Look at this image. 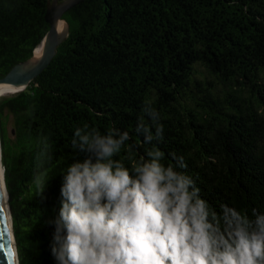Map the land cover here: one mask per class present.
<instances>
[{"label":"trees","instance_id":"obj_1","mask_svg":"<svg viewBox=\"0 0 264 264\" xmlns=\"http://www.w3.org/2000/svg\"><path fill=\"white\" fill-rule=\"evenodd\" d=\"M52 1L0 0V80L42 42ZM62 20L68 35L48 65L0 98V155L21 264H57L50 221L60 174L84 158L71 147L75 129L128 131L142 154L150 145L134 129L145 103L160 113L165 162L183 157L217 211L228 204L250 217L264 212V0H84ZM8 118L13 145L3 136Z\"/></svg>","mask_w":264,"mask_h":264},{"label":"clouds","instance_id":"obj_2","mask_svg":"<svg viewBox=\"0 0 264 264\" xmlns=\"http://www.w3.org/2000/svg\"><path fill=\"white\" fill-rule=\"evenodd\" d=\"M142 111L134 129L150 145L142 154L128 131L75 129L71 147L84 158L60 174L50 221L57 264H264V212L250 217L228 204L217 211L184 171L183 157L165 162L160 113L150 103ZM122 151L125 159L116 158ZM4 173L0 162V188ZM7 264H21L15 246Z\"/></svg>","mask_w":264,"mask_h":264},{"label":"water","instance_id":"obj_3","mask_svg":"<svg viewBox=\"0 0 264 264\" xmlns=\"http://www.w3.org/2000/svg\"><path fill=\"white\" fill-rule=\"evenodd\" d=\"M83 1L84 0H64L58 2L57 0H53L51 3H48L44 18L45 22L49 26V30L40 43V45H44L43 57L37 63L31 64L34 56L33 52V55L29 59L16 64L6 75V77L0 80V84H7L9 82H12L20 87L19 90H22L29 84L30 81L38 76L41 71L48 65L51 59L55 56L56 49L68 35V25L65 21L62 20L63 14ZM61 22H64L66 25V30L63 35H59L57 33V25ZM3 206L4 204L0 196V264H7V256L10 247L6 232V222L4 220Z\"/></svg>","mask_w":264,"mask_h":264},{"label":"bare ground","instance_id":"obj_4","mask_svg":"<svg viewBox=\"0 0 264 264\" xmlns=\"http://www.w3.org/2000/svg\"><path fill=\"white\" fill-rule=\"evenodd\" d=\"M65 30H66L65 23H64V27H61V23L57 25V33L59 35H63L65 33ZM43 53H44V45L42 44V45H39L35 49L31 64L37 63L43 57ZM19 88L20 87L17 84L12 83V82H9L7 84H0V97H2L8 92L18 91ZM0 162H1V155H0ZM0 196L4 204L3 213H4V220L6 222V232L8 236L9 247L15 246L16 248L15 239L13 235V229H12V221H11V216H10L11 213H10L9 206H8V198H7V193H6L5 188H0Z\"/></svg>","mask_w":264,"mask_h":264},{"label":"rangeland","instance_id":"obj_5","mask_svg":"<svg viewBox=\"0 0 264 264\" xmlns=\"http://www.w3.org/2000/svg\"><path fill=\"white\" fill-rule=\"evenodd\" d=\"M15 92H17V91L8 92L0 98H7ZM3 136H4L5 141L8 144H10V145L14 144L15 133H14V122H13L12 118H8V120L5 122ZM0 148H1V145H0Z\"/></svg>","mask_w":264,"mask_h":264}]
</instances>
